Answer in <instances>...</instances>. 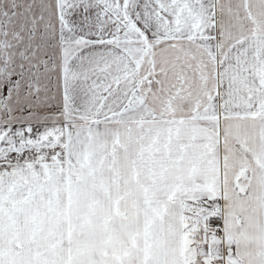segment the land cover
I'll use <instances>...</instances> for the list:
<instances>
[{
  "label": "snow or ice",
  "instance_id": "obj_1",
  "mask_svg": "<svg viewBox=\"0 0 264 264\" xmlns=\"http://www.w3.org/2000/svg\"><path fill=\"white\" fill-rule=\"evenodd\" d=\"M0 264H264V0H0Z\"/></svg>",
  "mask_w": 264,
  "mask_h": 264
}]
</instances>
